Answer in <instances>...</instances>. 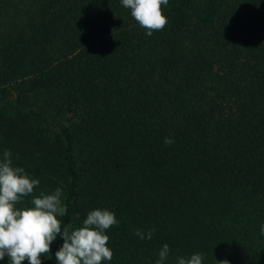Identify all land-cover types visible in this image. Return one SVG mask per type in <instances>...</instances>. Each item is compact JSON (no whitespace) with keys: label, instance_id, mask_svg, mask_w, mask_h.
<instances>
[{"label":"trees","instance_id":"1","mask_svg":"<svg viewBox=\"0 0 264 264\" xmlns=\"http://www.w3.org/2000/svg\"><path fill=\"white\" fill-rule=\"evenodd\" d=\"M161 8L149 36L121 0H0V158L62 190V231L115 214L101 264H264V0Z\"/></svg>","mask_w":264,"mask_h":264},{"label":"clouds","instance_id":"2","mask_svg":"<svg viewBox=\"0 0 264 264\" xmlns=\"http://www.w3.org/2000/svg\"><path fill=\"white\" fill-rule=\"evenodd\" d=\"M122 6L130 9V15L139 26L151 36L154 31L162 30L168 23L162 12V5L169 0H121ZM166 145L173 143L170 137L164 139ZM39 180L32 178L24 168L13 164L12 153L4 150L0 158V260L7 256L11 264H41V256L49 254L50 245L57 235L63 243L55 252L58 264H101L111 261L112 250L107 246L109 236L105 234L110 227L119 221L108 209H93L87 213L82 226L70 232L61 230V220L67 213L62 203V190L56 188L52 193L34 195ZM31 196V206L18 207L24 198ZM264 235V224L260 226ZM155 228L146 232L135 229L134 235L140 239H151ZM169 246L164 244L158 251L157 264L169 256ZM201 253H193L188 258L178 257L176 264H202ZM216 264H229L227 260L216 261Z\"/></svg>","mask_w":264,"mask_h":264}]
</instances>
